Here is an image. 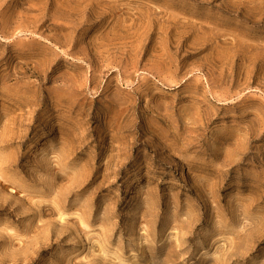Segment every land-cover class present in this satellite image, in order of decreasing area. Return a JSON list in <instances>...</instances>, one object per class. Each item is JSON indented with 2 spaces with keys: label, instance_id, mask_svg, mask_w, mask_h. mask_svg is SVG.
<instances>
[{
  "label": "rangeland",
  "instance_id": "obj_1",
  "mask_svg": "<svg viewBox=\"0 0 264 264\" xmlns=\"http://www.w3.org/2000/svg\"><path fill=\"white\" fill-rule=\"evenodd\" d=\"M0 264H264V0H0Z\"/></svg>",
  "mask_w": 264,
  "mask_h": 264
}]
</instances>
